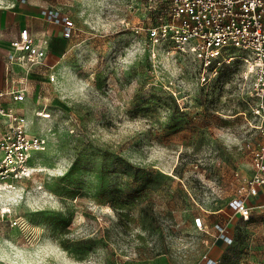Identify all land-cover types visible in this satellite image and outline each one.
Wrapping results in <instances>:
<instances>
[{"label":"rangeland","instance_id":"obj_1","mask_svg":"<svg viewBox=\"0 0 264 264\" xmlns=\"http://www.w3.org/2000/svg\"><path fill=\"white\" fill-rule=\"evenodd\" d=\"M30 2L69 16L75 28L53 47V72L31 67L27 96L15 104L47 149L33 156L31 178L9 181L13 201L0 193V207L22 221L5 227L0 261L67 264V252L97 264H201L204 256L264 264V209L244 223L228 207L253 174L248 144L263 140L251 127L243 64L202 76L191 57L150 45L134 31L150 23V0ZM134 45L135 63L121 70L118 57ZM72 76L91 82L86 99L62 98ZM133 121L147 130L123 125ZM217 218L231 243L221 241Z\"/></svg>","mask_w":264,"mask_h":264},{"label":"built area","instance_id":"obj_2","mask_svg":"<svg viewBox=\"0 0 264 264\" xmlns=\"http://www.w3.org/2000/svg\"><path fill=\"white\" fill-rule=\"evenodd\" d=\"M150 19L144 31L152 46H164L187 55L200 64L203 73L216 71L226 65L243 64V79L249 82L246 103L250 115L257 122L252 126L263 140L256 146L250 143L253 174L243 178L241 194L229 201L228 207L244 223L252 219L254 206L248 200L259 196L264 186V0H150ZM43 17L61 28L64 38L74 32V21L58 10L43 8ZM9 59L28 70L41 65L53 72L58 63L48 57L49 40L36 38L27 29L11 43ZM55 81V73H50ZM27 86L0 87V187L15 190L9 181L29 179L36 171L33 156L47 149V140L30 133V120L15 108L25 100ZM1 190V189H0ZM22 221L11 207H0V239L6 226L20 227ZM198 229L206 225L201 217L195 218ZM220 239L231 243L226 226L216 223ZM208 242V241H207ZM201 264H217L204 256Z\"/></svg>","mask_w":264,"mask_h":264},{"label":"crops","instance_id":"obj_3","mask_svg":"<svg viewBox=\"0 0 264 264\" xmlns=\"http://www.w3.org/2000/svg\"><path fill=\"white\" fill-rule=\"evenodd\" d=\"M42 9L33 6L30 0H0V87L17 86L20 80L27 83L29 70L9 59L13 51L11 43L19 37L22 30L27 29L36 38L46 37L49 40L48 57L58 63L59 56L54 55L52 49L59 44L63 45L66 40L63 38L62 33L57 30L58 26L48 22L43 17ZM17 69L24 73H17ZM248 203L254 206L255 209H264V186L260 187L259 196L249 199ZM225 214L223 213L221 216L230 217L229 214ZM217 221L222 224L221 218H217ZM224 244L226 243L224 242Z\"/></svg>","mask_w":264,"mask_h":264},{"label":"clouds","instance_id":"obj_4","mask_svg":"<svg viewBox=\"0 0 264 264\" xmlns=\"http://www.w3.org/2000/svg\"><path fill=\"white\" fill-rule=\"evenodd\" d=\"M134 48H136L135 45L127 49L124 55L118 57L117 65L121 70L126 71L135 63L139 53L137 52L136 56L133 57L132 51ZM95 63H96L95 58H93V60L89 62L90 65H94ZM92 90H93L92 84L89 80L78 79L75 76H72L66 84L61 85L62 98L68 101L79 102L83 99H86L88 93ZM123 125L129 129H136L137 132H142L147 130V126L144 121L125 122ZM40 210L43 209H38L36 211H40ZM57 246L59 245L57 244ZM2 247L7 248L8 245L5 244L2 245ZM65 257L67 260V264H97V261L92 257H89L88 259L85 260H75L69 257L67 252H65ZM0 264H10V262L4 260V261H0ZM16 264H21V262L17 261ZM43 264H57V262L54 261L53 258L49 257L48 259L43 261Z\"/></svg>","mask_w":264,"mask_h":264},{"label":"bare ground","instance_id":"obj_5","mask_svg":"<svg viewBox=\"0 0 264 264\" xmlns=\"http://www.w3.org/2000/svg\"><path fill=\"white\" fill-rule=\"evenodd\" d=\"M0 189H1V190H0V193H4V194L6 193L7 195H8V193H11V192H9V191H11V190H7V189H5V190H7V191H3V190H2V187H0ZM13 199H14V197H11V196L8 195V200H9V201H13Z\"/></svg>","mask_w":264,"mask_h":264},{"label":"snow or ice","instance_id":"obj_6","mask_svg":"<svg viewBox=\"0 0 264 264\" xmlns=\"http://www.w3.org/2000/svg\"><path fill=\"white\" fill-rule=\"evenodd\" d=\"M0 259H3V252L0 251Z\"/></svg>","mask_w":264,"mask_h":264}]
</instances>
